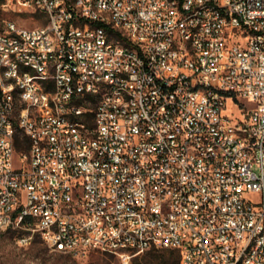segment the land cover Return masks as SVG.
Returning <instances> with one entry per match:
<instances>
[{
  "label": "built area",
  "instance_id": "1",
  "mask_svg": "<svg viewBox=\"0 0 264 264\" xmlns=\"http://www.w3.org/2000/svg\"><path fill=\"white\" fill-rule=\"evenodd\" d=\"M4 1L50 17L0 30L13 35L0 48V229L27 216L24 244L38 234L52 251L123 264L152 248L178 264H264V0ZM106 14L129 44L151 45L144 60L103 39L123 38ZM13 56L40 64L58 96L45 100ZM100 77L106 97L94 96Z\"/></svg>",
  "mask_w": 264,
  "mask_h": 264
},
{
  "label": "rangeland",
  "instance_id": "2",
  "mask_svg": "<svg viewBox=\"0 0 264 264\" xmlns=\"http://www.w3.org/2000/svg\"><path fill=\"white\" fill-rule=\"evenodd\" d=\"M4 3V0H0V30L8 22L28 29L45 25L44 14L34 10L17 11L4 7ZM17 101H20V97H17ZM227 104L224 115H230L232 100L229 99ZM15 120L19 126V119ZM251 197L257 196L252 194ZM22 233L21 227L0 229V264H123L121 257L110 251H90L86 255L52 251L38 234H34L32 240L24 244L18 240ZM128 264H178L177 252L152 248L131 257Z\"/></svg>",
  "mask_w": 264,
  "mask_h": 264
},
{
  "label": "bare ground",
  "instance_id": "3",
  "mask_svg": "<svg viewBox=\"0 0 264 264\" xmlns=\"http://www.w3.org/2000/svg\"><path fill=\"white\" fill-rule=\"evenodd\" d=\"M51 2H59V0H51ZM91 8L97 14H104V4L99 1H91ZM42 14L45 17H50V7H42ZM106 25L108 27H118V34L113 32H103V39L110 40L114 43V47L120 52H126V56H130L136 60H144V53H151V45H143V52L136 44H129L125 38H131V31L126 27V22L116 20L113 14H106ZM6 42H13V35H6V41H0V48H6ZM12 65H17L19 72H27L33 77L35 85L41 88L42 93H45V100H54L58 96V80H51L50 75L41 71V66L34 61H23V56H13ZM110 86L109 77H100L98 86L94 89L95 97L108 96V87ZM20 97V89L11 91V100L17 101ZM53 114H57L58 122H72L71 113H65L64 107L60 102H53ZM18 124L15 119H11V126ZM188 150H195V143H188ZM27 225V216H20L19 221H12V227H21ZM22 242V241H21ZM55 251L63 253H72L71 248L55 247Z\"/></svg>",
  "mask_w": 264,
  "mask_h": 264
},
{
  "label": "trees",
  "instance_id": "4",
  "mask_svg": "<svg viewBox=\"0 0 264 264\" xmlns=\"http://www.w3.org/2000/svg\"><path fill=\"white\" fill-rule=\"evenodd\" d=\"M15 126H18L17 124ZM14 143L17 152H20L26 148H28V139L23 135L20 129L18 127L16 128L15 132V138H14ZM173 253H176L175 250H170ZM178 254H177V263H178Z\"/></svg>",
  "mask_w": 264,
  "mask_h": 264
}]
</instances>
